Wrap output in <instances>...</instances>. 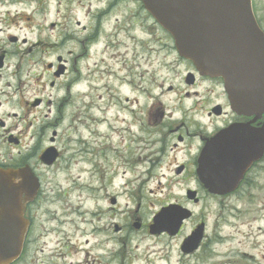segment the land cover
I'll return each instance as SVG.
<instances>
[{
  "label": "rangeland",
  "instance_id": "374dc122",
  "mask_svg": "<svg viewBox=\"0 0 264 264\" xmlns=\"http://www.w3.org/2000/svg\"><path fill=\"white\" fill-rule=\"evenodd\" d=\"M107 2L0 0V15L5 18L0 26L7 28V32L25 37L28 43L36 40L39 30L43 29L44 41L72 46L74 50L78 48L79 40L87 39L88 54L82 66L85 68L88 64L89 72L98 68L101 80L90 84L95 88L90 90L86 99L89 102L86 112L81 94L75 97L74 103L70 102L60 110L58 160L44 165L37 154L32 159L41 183L38 202L32 205L29 213L35 226L33 237L36 243L33 241L32 245H41L45 241L50 248L56 238L66 237L70 241L69 250L74 253L78 250V242L88 240V246L82 252L88 250L91 254L88 258L82 257L81 264H197L195 258L188 260L187 257L177 256L181 235L188 228L171 239L151 237L146 230L135 228L133 218L140 217L145 222L160 201L182 198L184 185L175 182L168 174H171L174 163L185 156L183 150L171 152L169 146L172 139L167 135V147L163 154H155L158 158L154 159L150 172L146 160L138 155L139 151L128 157L125 151L130 138L133 139L132 147H142L143 144L136 141L140 133L136 126H129L126 120L128 113L123 105L126 104L125 97H136L141 106L145 103L154 107L162 104L166 113L173 116L179 109L176 106L182 104L186 107L195 98L199 99V95L193 94L183 98L184 90L201 92L202 86L187 87L184 77L189 66L178 57L171 38L155 25L154 20L148 19L138 9L133 31L129 25L130 17L122 12L126 1L115 2L109 10L105 8ZM253 3L262 17L264 0H253ZM149 24L154 26L150 30ZM30 57L24 55L25 60ZM105 83L110 90H105ZM169 86L171 90H168ZM141 87L145 93L141 92ZM148 92L152 97L147 100ZM99 94L103 95L102 100L106 103L117 105L108 107L106 111V117H110L112 123L108 119L102 120V113L96 107L102 101L98 99ZM110 94L113 96L110 97ZM204 96L211 103L208 94ZM136 110L140 114L138 106ZM177 114L180 117L184 112ZM86 115L88 122L85 121ZM92 118L96 120L91 122ZM36 121L40 124L42 116H38L35 124ZM39 128L30 127L27 135L36 131L37 145H47L50 131L47 129L42 133L44 129L41 131ZM162 131V125L159 131L152 128V139L156 141L153 146L163 141ZM116 150H120V158ZM112 197L116 199L114 206L110 203ZM250 198L258 202L251 203L248 201ZM237 199L219 214L223 220L218 218L214 223L218 215L215 208V214L207 217L210 254L202 259L203 263L264 264L262 192H251L249 196L244 193ZM213 202L209 200L210 207L215 205ZM73 208L99 212L84 215L82 211L69 222L68 213ZM80 219L91 222L80 223ZM115 225L122 227L120 234L114 231ZM94 251H97L96 262L92 261ZM69 260L75 264L76 258L71 256Z\"/></svg>",
  "mask_w": 264,
  "mask_h": 264
},
{
  "label": "flooded vegetation",
  "instance_id": "af4514ba",
  "mask_svg": "<svg viewBox=\"0 0 264 264\" xmlns=\"http://www.w3.org/2000/svg\"><path fill=\"white\" fill-rule=\"evenodd\" d=\"M117 1L119 0H108L105 8L109 10ZM125 1L122 12L130 17L131 24L129 25L133 31L137 23L138 9L152 20L143 9L140 0ZM251 3L256 22L264 33V15L260 17L253 0ZM4 22L5 18L0 15V24ZM149 26V30L154 27L150 24ZM43 30H39L36 40L28 43L25 37L7 32V28L0 26V166L14 169L29 166L35 174L32 159H35L36 154L39 158L46 148L51 147L56 153V159L52 164L59 158L57 127L60 124L59 120L62 115L59 113L62 107L68 106L70 102L74 103L75 97L81 94V101L86 112L89 109V102L86 99L89 97L90 90L95 88H92L90 84L97 80L101 81L97 72L98 68L89 72L88 64L85 68L82 66L84 57L88 54V47L85 44L87 39L79 40L78 48L74 50L72 46H59L54 42L44 41ZM165 34L168 36L166 32ZM24 55H31V57L25 60ZM186 63L189 66L186 75L192 73V76L188 80L185 75V84L190 89L194 86H202V91L184 90L183 98L193 94L199 95V99L195 98L186 107L182 104L176 106L179 108L177 112H184L180 117L177 112L173 116L168 115L162 104L157 105L158 107L146 103L141 106L138 98L125 97L126 104L123 107L128 113L126 120L129 126L137 127L140 137H136V141L143 144L142 147H132L133 139L130 138L125 154L130 157L139 151L138 155H142L141 158L146 160L145 163L148 164L147 169L150 172L155 164L154 159L158 158L155 154L158 152L163 154L167 147V135L172 139L169 146L172 153L183 150L185 157L176 161L171 174H168L172 175L175 182L179 181L181 182L179 184L184 185L182 198L160 201L158 207L145 222H142L140 217H135L133 223L137 224L135 227L137 230H146L148 235L156 238L161 236L175 238L181 234L183 229L188 228V231L181 235L177 256L187 257L188 260L195 258L197 264H205L202 259L210 254L207 217L214 213L213 208H215V213L218 212L214 221L216 223L218 218L223 220L219 214L226 211L232 202L244 193H248L249 196L251 192L261 191L263 201L260 200V203L264 202V113L236 112L231 107L222 78L202 76L189 62ZM103 87L105 90H110L107 83ZM171 89L172 87L169 86L168 90ZM141 92L145 93L143 87H141ZM204 94H208L207 98L211 99V103ZM98 96V99L102 100L103 95ZM112 96L110 94V97ZM151 97V92H148L147 100ZM136 106L139 107L140 114H137ZM96 107L102 113V120L108 119L112 123L111 118L106 117V111L108 107H117L116 103H106L102 100L96 104ZM39 115L42 116V121L40 124L36 121L35 124ZM87 118L86 115V122H88ZM95 120L92 118L91 122ZM161 125L163 126L161 139L163 136L164 139L153 146L156 141L152 139V128H157L159 131ZM37 126H40L41 131L44 129L42 133L49 129L47 145H37L38 140L34 134L36 131L27 135L30 127L36 130ZM41 136L42 134L39 133V137ZM12 149L15 151L12 152ZM115 152L120 158V150ZM204 154H208V160L200 162ZM78 156L80 159L83 158L81 153ZM86 160L88 161V158ZM200 164L208 166L207 169L202 168ZM214 172L221 175L213 176L212 173L216 175ZM224 174L226 177L223 176ZM209 182H214L216 186L224 183L236 184L229 192L216 194L211 192ZM40 190L36 198L25 207V216L29 225L21 253L11 264H73L69 260L71 256L76 258L75 264H81L82 257L88 258L91 254L88 250L82 252L88 246V240L78 242V250L74 253L69 250L70 241L66 237L56 238L57 240L50 248L47 247L45 241L41 245H32L33 241L34 244L36 243L33 237L35 226L29 213L32 205L38 202ZM209 200L214 201L215 205L210 207ZM238 201L237 199L236 202ZM248 201L258 202L257 199L252 201L251 198ZM110 203L114 206L116 199L112 197ZM170 204L188 209L190 216L182 221L178 232L173 235L166 231L152 232L155 229H162L160 226L153 225L155 213ZM200 225H202L201 231L196 233L199 237L197 246L193 249L183 246L185 239L199 229ZM121 229L120 225L114 226L117 234H120ZM94 252L92 261L96 262L97 251ZM157 258L162 259L163 257Z\"/></svg>",
  "mask_w": 264,
  "mask_h": 264
},
{
  "label": "water",
  "instance_id": "95a60500",
  "mask_svg": "<svg viewBox=\"0 0 264 264\" xmlns=\"http://www.w3.org/2000/svg\"><path fill=\"white\" fill-rule=\"evenodd\" d=\"M141 2L171 35L180 57L190 60L200 75L223 78L231 107L236 112H264V33L255 20L251 0ZM55 156L48 148L40 160L50 164ZM207 156L202 155L200 162L207 161ZM215 174L212 173L221 175ZM235 184L216 186L209 182L208 186L211 192L224 194ZM38 187V178L29 166L0 167V264H8L20 254L27 229L24 206L34 198ZM174 207L163 208L154 218L155 225L171 234L177 232L182 219L189 215ZM197 231L200 229L186 239L185 246L195 248Z\"/></svg>",
  "mask_w": 264,
  "mask_h": 264
},
{
  "label": "bare ground",
  "instance_id": "6f19581e",
  "mask_svg": "<svg viewBox=\"0 0 264 264\" xmlns=\"http://www.w3.org/2000/svg\"><path fill=\"white\" fill-rule=\"evenodd\" d=\"M90 200V199H89ZM84 215H89L90 213H98L99 210H95L94 212L90 211V210H82ZM82 211L78 210L77 208H73L72 210H70V212L68 213L69 216H70V221L69 222H72V220L75 219V217L78 216V214L82 213ZM78 222L80 223H90L91 221L90 220H87V219H80Z\"/></svg>",
  "mask_w": 264,
  "mask_h": 264
}]
</instances>
